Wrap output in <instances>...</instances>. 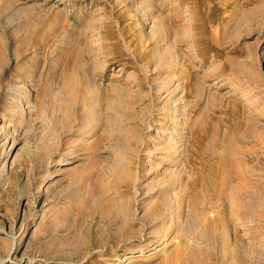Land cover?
<instances>
[{
    "label": "rangeland",
    "instance_id": "obj_1",
    "mask_svg": "<svg viewBox=\"0 0 264 264\" xmlns=\"http://www.w3.org/2000/svg\"><path fill=\"white\" fill-rule=\"evenodd\" d=\"M0 264H264V0H0Z\"/></svg>",
    "mask_w": 264,
    "mask_h": 264
},
{
    "label": "bare ground",
    "instance_id": "obj_2",
    "mask_svg": "<svg viewBox=\"0 0 264 264\" xmlns=\"http://www.w3.org/2000/svg\"><path fill=\"white\" fill-rule=\"evenodd\" d=\"M168 160V159H167ZM161 161V160H160ZM159 163V162H158ZM156 164H157V162H156ZM159 167V166H158Z\"/></svg>",
    "mask_w": 264,
    "mask_h": 264
}]
</instances>
